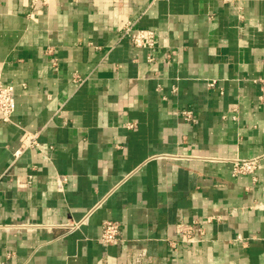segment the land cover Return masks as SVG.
Returning a JSON list of instances; mask_svg holds the SVG:
<instances>
[{"label": "crops", "instance_id": "0c3cea01", "mask_svg": "<svg viewBox=\"0 0 264 264\" xmlns=\"http://www.w3.org/2000/svg\"><path fill=\"white\" fill-rule=\"evenodd\" d=\"M0 80V264H264V0H0Z\"/></svg>", "mask_w": 264, "mask_h": 264}, {"label": "built area", "instance_id": "2783aa9c", "mask_svg": "<svg viewBox=\"0 0 264 264\" xmlns=\"http://www.w3.org/2000/svg\"><path fill=\"white\" fill-rule=\"evenodd\" d=\"M77 2L79 0H72ZM39 0H31V9H35ZM122 33L128 37L132 46L136 48H153L155 46V34L150 30H137L133 28V24L130 21L123 20L120 24ZM151 59H149L150 61ZM209 86L213 87L214 82L210 83ZM260 100H264V91L259 97ZM15 109V91L12 85L3 84L0 80V122L10 123L11 116ZM185 120H192V113L190 111H184L181 114ZM37 134H26L23 139V148L37 146ZM264 170V155L257 156L250 159H235L232 161V175H252L256 171ZM254 209L264 211V202H257ZM86 218L76 224H65L62 227L67 231L75 230L81 225ZM214 217H209L207 222L213 221ZM215 220H220L216 218ZM119 224L116 222L105 221L102 223L100 242L103 244H114L118 240L119 236ZM196 234L202 235V230L198 227L197 221L191 224L182 225L179 229V235L181 242L193 243L195 242ZM240 240V237L238 238ZM176 242H170V246H175ZM146 257V250L141 249L137 252L135 262L140 263Z\"/></svg>", "mask_w": 264, "mask_h": 264}]
</instances>
